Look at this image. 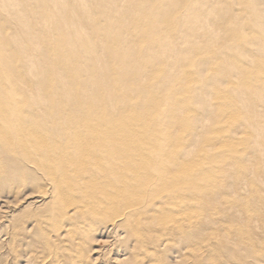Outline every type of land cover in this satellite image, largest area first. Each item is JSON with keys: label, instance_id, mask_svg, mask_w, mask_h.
<instances>
[{"label": "bare ground", "instance_id": "1", "mask_svg": "<svg viewBox=\"0 0 264 264\" xmlns=\"http://www.w3.org/2000/svg\"><path fill=\"white\" fill-rule=\"evenodd\" d=\"M0 264H264V0H0Z\"/></svg>", "mask_w": 264, "mask_h": 264}, {"label": "rangeland", "instance_id": "2", "mask_svg": "<svg viewBox=\"0 0 264 264\" xmlns=\"http://www.w3.org/2000/svg\"><path fill=\"white\" fill-rule=\"evenodd\" d=\"M22 197V195L20 196V198ZM32 198V197H31ZM28 201V203H30V202H34V201H36L35 199H27L26 201H22L21 199H20V205L19 206H17V207H15L16 209L15 210H17V209H19V208H21V207H23V206H26V202ZM6 220H8V218L6 217ZM8 238H9V236H8ZM104 245H103V243H101V242H99V243H95L94 244V249H100L101 247H103Z\"/></svg>", "mask_w": 264, "mask_h": 264}]
</instances>
